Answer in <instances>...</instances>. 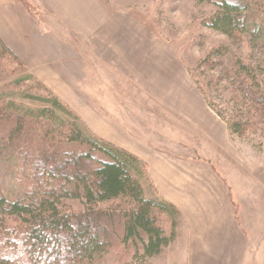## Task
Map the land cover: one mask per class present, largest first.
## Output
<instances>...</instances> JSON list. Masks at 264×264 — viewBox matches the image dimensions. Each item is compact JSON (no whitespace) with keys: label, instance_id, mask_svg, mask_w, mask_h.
I'll use <instances>...</instances> for the list:
<instances>
[{"label":"trees","instance_id":"obj_1","mask_svg":"<svg viewBox=\"0 0 264 264\" xmlns=\"http://www.w3.org/2000/svg\"><path fill=\"white\" fill-rule=\"evenodd\" d=\"M200 1L218 9L206 27L234 40L247 37L252 48L264 49V0ZM0 50L16 59L1 40ZM221 54L225 49L212 58ZM224 76L247 119L227 124L230 134L241 137L248 125L264 127V69L235 58ZM38 86L44 96L22 95L37 108L17 103L13 93L0 96V170L8 168L21 189L6 192L0 182V264H94L117 245L136 248L142 259L158 256L176 237L180 212L147 197L150 181L139 159L96 139ZM67 202H78L80 210ZM162 215L171 222L170 235Z\"/></svg>","mask_w":264,"mask_h":264},{"label":"crops","instance_id":"obj_2","mask_svg":"<svg viewBox=\"0 0 264 264\" xmlns=\"http://www.w3.org/2000/svg\"><path fill=\"white\" fill-rule=\"evenodd\" d=\"M71 11V15L80 13L75 10L74 1ZM87 33L76 35L83 38L92 35ZM60 35L42 28V21L26 12L16 0H0V38L30 75L66 103L98 139L139 159L146 166L156 195L184 212L190 244L186 264H240L238 259H247V252L241 255L230 244L248 239V230L243 233L239 223L242 218L243 225L248 224L244 218L249 220L252 216L247 209L256 205L264 209L261 205L264 204L261 202L264 201V174L255 179L253 189L254 194L260 191L262 195L251 192L242 205L236 203L230 182L214 167L225 163L233 172L238 169L228 149V128L210 111L202 95L185 79L186 75L177 70V64L170 61L163 69L151 62L146 65L142 62L140 67L132 62L131 69L126 46L117 44L116 54L97 55L96 51L103 49L96 43L85 44L94 63L100 59L104 65L100 68L126 83L131 77L146 92L142 95L151 101L145 106V103H132L124 94L110 95L111 100L102 109L95 102L96 96L85 95V83L93 79L113 89L121 82H113L106 74H100L101 79L89 77L80 65L77 49ZM111 47L114 46L107 45L108 49ZM110 62L115 65L111 66ZM150 78L163 83L168 93L162 94L155 86L146 84ZM244 172L255 177V173Z\"/></svg>","mask_w":264,"mask_h":264},{"label":"rangeland","instance_id":"obj_3","mask_svg":"<svg viewBox=\"0 0 264 264\" xmlns=\"http://www.w3.org/2000/svg\"><path fill=\"white\" fill-rule=\"evenodd\" d=\"M16 1L23 6L26 12L35 16L38 21H42V28H46L49 32L57 35H64L63 38L66 43L77 49V53L81 55L80 65L89 77L94 75V78L101 79L102 75L100 74H106L112 78L113 82L116 80H118L116 82H121L116 83L117 86L114 85L113 89L105 85L104 82H95L92 81L93 79L85 83V95L87 97L88 95L96 96L97 100L95 102L102 109L106 106V102L111 100L110 95L119 96L124 94L131 99L132 103H145V106L151 101L148 100L146 95H142L143 91L135 85V81L131 77H128V83H126L120 77L117 78L118 76L115 74L112 76V74L103 70L104 68H100L104 66L100 59L94 63V59L90 55L88 56L89 53L85 49V44L96 43L103 49L101 52L96 51L97 55L100 53L116 54L118 53L115 51L117 44L126 46L125 53L129 57V67L131 69L132 62L138 66H142V62L145 65L151 62L152 64L161 65L160 67L163 69L167 68L170 61L172 64L176 63L177 70L179 69L186 75L185 79L203 98L205 95L206 100L204 99V101L210 111L227 128V124H232L235 120L243 124L247 121L239 111V107L233 103L231 85L224 74L229 69L232 59L235 58L243 63L264 69V49L252 48V44H250L247 37L234 40L206 27L205 22L218 12L214 5L200 0ZM73 1L75 10L80 11L75 15H71ZM78 32L83 36L88 34L87 32L92 35L87 36V38L78 37ZM61 35L60 37H62ZM0 40L3 42L1 38ZM80 42L84 43L81 45ZM110 44L114 47L108 49L107 45ZM6 47L8 48L7 45ZM219 49H225L226 54L215 56L213 59L212 54ZM10 51L16 59L0 50V96L9 97L13 93L15 95L14 100L17 103L29 104V106L37 108V105L23 100L22 95L29 93L34 96H44V91L38 86V83H40L78 117L80 124L87 132L98 139L80 117L59 99L52 90L36 77L30 75L22 61L12 50ZM208 59H210V63H206ZM211 61H215L217 65L214 66ZM110 63L111 66L115 65L114 62ZM135 64L132 65L136 66ZM95 73L98 75L97 77ZM29 76L34 80L14 87L15 82L27 79ZM157 78L155 81L154 78H150L145 83L155 86L156 90L161 91L162 94H167L168 92L165 93L163 83L156 82ZM144 89L147 90V88ZM143 94H146V92L144 91ZM141 96L142 98H140ZM244 130L245 132L241 137L231 135L228 130L230 136L228 149L234 155V163L239 170L233 172V169L225 163L223 165L214 164V167L224 175L227 183L230 182L233 190L232 195L239 205H242L247 195L253 193L256 185L255 179L264 174V127L248 125ZM245 170L250 171L251 174L255 173V177L251 178L250 174L244 172ZM229 177H231L230 180ZM12 180L13 177L8 168L2 167L0 182L3 190L15 194L21 192V189L16 190ZM146 186L148 198L160 199L150 183ZM254 195L261 196L262 193L257 191ZM67 206L80 210L78 202H67ZM247 211H249L250 217L252 216L249 220L243 217L248 224L244 226L242 218H240L239 223L241 222L240 229L242 232L248 230V232L246 231L248 239H245V241L235 240L230 244V247L241 252V255L246 252L247 255L249 254L247 259H238L240 264L242 261L244 264H264V218L260 217L264 215V209L262 210L259 205H256L253 208L249 207ZM239 214L241 215L240 212ZM160 222L166 234L170 235L171 222L169 218L162 215ZM188 233L184 212H180L176 237L158 256L142 259L141 253L137 255L136 248L117 245L94 264H186V252L188 246L190 247L187 239ZM251 235L253 238L250 237Z\"/></svg>","mask_w":264,"mask_h":264}]
</instances>
